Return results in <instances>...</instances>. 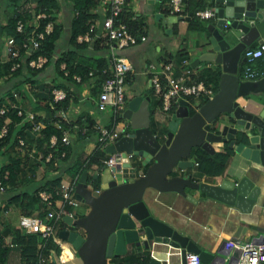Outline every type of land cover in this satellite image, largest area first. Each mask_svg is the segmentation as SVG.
Listing matches in <instances>:
<instances>
[{
	"label": "crops",
	"instance_id": "1",
	"mask_svg": "<svg viewBox=\"0 0 264 264\" xmlns=\"http://www.w3.org/2000/svg\"><path fill=\"white\" fill-rule=\"evenodd\" d=\"M39 1L40 0H0V62H4L5 58V40L6 37H8L5 33V25L8 19L14 14L15 10L18 9L19 11L21 10V12L22 10H25V12L28 13L25 23L29 26V30H33L37 25L38 18L43 14L39 8ZM202 1L206 6L214 4V0ZM124 7V9L133 13V18L139 22H142V18H144V23L142 22L141 24L142 28H140V31L135 32L136 34H140L138 32L144 34L145 38L143 40H138L132 45L120 48L116 47L113 43L109 44V42H106V39L104 38L105 36L101 31L100 21L102 12L97 0L95 4L87 5L86 8V12L90 16L89 24H92V30L89 32L87 39L78 41L74 38L75 43L79 44V46L73 47V45L68 46L67 37L70 21L76 14L74 0H44V9L46 12L53 15V20L49 22L51 24L55 23L59 25L60 35L56 40L57 49L60 51L66 50L67 48H71V50L74 49L72 52L73 62L87 64L89 66L88 70L91 69L93 72L90 75L87 74L88 76L81 82L79 81L80 83H68L65 87L67 93L69 92V97L67 98L68 102L66 107L61 109L65 112L68 120V123L66 124L69 139L67 157L57 159L56 163H53L48 167L40 166L44 169L36 171L35 175L27 177V180L15 175L13 179L6 182L5 188L2 191L7 189L10 193L8 196L0 200V236H3L6 239H11L15 230L20 231L17 225L18 216L22 213L19 207L20 200L14 197L8 201V198H10L12 194H17L24 190L27 192L33 190L37 181H39V178L43 176L45 178L59 177V180H72L70 178L71 171L73 170V167L71 166L73 164L72 162L77 161L79 157H81V154H90L93 151L95 147L94 130H92L91 127H88V129L86 128V132L81 134L74 128L81 126L86 127L85 116H88L91 123L98 122L102 125L113 124L115 127V121L117 120L115 118L116 116L119 118L118 114L113 116V113L110 110L111 114L108 115L109 120L107 122H101L99 116L96 114L94 115L93 110H91V107L97 110L95 108L97 93L95 95L92 94L90 89L91 87L98 86L99 82L94 74L95 68L93 66L95 63L104 62L105 64L101 65L100 68L109 70L110 48L116 54L126 57L130 63L131 69L127 73L125 82H129L135 74L138 75L142 81L138 90L133 89L132 87V93L124 91V105L122 110L126 107V102L130 98L140 95L148 96V111L149 109L151 112L154 110L161 111L157 109V97L153 93L148 92L151 88L148 83V76L145 69V65L148 62H153L155 65L158 63L159 65V62L169 60L172 63L171 67L173 75H177L182 69L180 66V60L181 58L186 57L188 59L187 66H189L190 69V77L191 74H194L206 66H217L220 69V65L212 60H200L193 65L190 64L193 58L211 46L208 40L210 32L207 30L206 24L208 22L214 23L215 17L207 19L199 18L206 22L205 30H202L201 28L197 29V27H188V15L186 13L182 15L180 19L171 22L169 27H166V25L161 22L160 18L155 19L153 14L159 12L162 16H168L169 14L162 10V8L168 9L167 0H125ZM156 28H158V41L150 38L153 36ZM85 31L78 34H83ZM257 42V38H254L245 46L254 45ZM80 43L84 44L80 45ZM148 46H151V49L153 50L152 53L153 56H155L154 60L148 58L141 59L140 54H137V51L140 50H146L147 52V50H149ZM199 46H202L203 49L198 48ZM102 51H105L107 55L105 56ZM178 52L181 54L179 58L175 56ZM241 57H243L242 49L239 52L234 73L239 77V80H256L245 79L242 76L241 68L245 63V60L241 59ZM250 66L255 70L264 69V56L253 60L250 63ZM45 69L46 72H42ZM34 70V68H29L28 66L23 65L18 73H11L9 70V73H3L0 75V86L2 84L5 85L2 89L0 98H2L3 103L10 100L23 112L30 111L34 113L35 116L44 118L52 113L51 111H47V92L50 86H58L55 84L58 80H62L56 77L55 70L50 63L41 70ZM75 74L79 75L78 73ZM162 77L163 76L160 74V79ZM145 86H147L146 90ZM12 91L17 93L16 97L10 96ZM199 97L200 96H185L182 98L187 101V105L194 112L198 107L197 102ZM235 100L244 110L256 113L259 110L261 103L264 102V96L260 90H257L255 92H250V94H245L243 98H236L235 96ZM83 101L89 105L83 106ZM176 101L178 102V100ZM176 106L177 105L174 104V109ZM48 109L50 108L48 107ZM170 113L171 112L163 113L165 117L164 119H166L167 122ZM225 116L226 119L221 120L220 122L227 123L228 126L236 127L231 146L227 145L228 139L210 142L213 150H222L223 144H226L229 148V156L224 168L220 172L217 174L201 172L197 168L198 164L194 153L192 152V148L195 145H190L186 154L178 155L176 157L177 159L188 161V164L181 167L174 163L168 172L162 174V177L164 179H170L174 176L184 177L194 183V185L185 182L180 183V190L172 188L158 190L147 185L143 187L140 196L148 214L165 222L172 230L180 233L183 236L180 238L181 240L185 242L190 241L199 249L211 254V257L206 258L207 262L205 264H235V254H233L231 250L222 255L216 254L219 241L227 240L230 236H235L239 242L253 240L255 237L264 238V166L260 165L259 162H254L242 156L234 149L237 142H242L244 146L248 145L249 140L246 132L248 131L249 134H254L257 132V129L253 123H249V127L243 128L240 124L234 122L233 117L228 119L226 113ZM109 121L110 123L107 124ZM220 122L219 124H216V122L213 123L211 129L218 132ZM21 124L22 120L17 122L16 126ZM116 128L118 127L116 126ZM24 131L28 134V137L35 136L31 130L25 128ZM165 131L166 124L158 125V139H161L162 141L164 140L162 134ZM119 132L122 135L126 130L120 129ZM9 157H12L11 148L9 149L7 144L0 146V164L6 161ZM139 159L143 161L142 157H139ZM152 161V158L149 159L146 161V165L151 164ZM90 165L91 163L88 165L87 169H85L86 174H88L91 179L95 176L98 178L97 188L99 192L102 172L99 173V171L101 170V167L96 168L98 172L93 175L90 174ZM143 169H138L137 174H142ZM245 173H248L252 186L255 185L259 190L247 210H241L240 207L232 202H225L208 195L197 185L203 182L217 184L223 179L236 181ZM85 179L86 176L84 181ZM75 184H77V181ZM79 201L84 202L81 200ZM88 206H84L83 213L77 215L83 216L87 211ZM68 209L70 210V208ZM35 210L36 209L34 208L31 212H34ZM135 224L138 225L137 222ZM62 228L70 230L73 226L72 224H65L62 220H58L55 224L56 236H58V229ZM137 234V239L126 240L124 242V249L122 252L110 256V259L115 264L121 262H127V264H146L149 257H154L160 264H182L177 247L160 239L155 240L152 237H146L143 230L138 231ZM57 238L59 239V243L56 244L59 246L60 250L58 253L59 255L56 254L55 256L56 259L54 260V264H81V261L83 263V259L77 254L75 248L72 247L70 243L66 242V240L61 237L59 238V236ZM62 244H65L68 249L67 256L64 258L60 256ZM5 247H7V251L3 257H0V264H24L20 252L16 251L15 254L10 249L13 246ZM33 263L34 262H31L30 264Z\"/></svg>",
	"mask_w": 264,
	"mask_h": 264
},
{
	"label": "water",
	"instance_id": "2",
	"mask_svg": "<svg viewBox=\"0 0 264 264\" xmlns=\"http://www.w3.org/2000/svg\"><path fill=\"white\" fill-rule=\"evenodd\" d=\"M214 4L215 21L206 24L210 32L208 40L211 46L193 58L190 64L193 65L200 60L218 63L222 72L219 75L217 91L190 115L187 101L179 98L176 108L170 113L166 131L162 134L164 140L161 143L148 128V96H133L119 113V117L128 118L130 129L108 144L106 150L116 149L131 155L137 153L143 158L141 162L145 166L142 174H137L135 165L123 157L124 166L120 171H117L118 165L110 167L116 169L113 175L105 168L102 170L99 187L105 189L104 194L85 188L83 183L85 169L78 175L76 197L88 202L90 209L86 216H78L72 212L62 215L61 220L65 224L82 225L86 230L85 235L82 236L76 230L63 228L58 229L57 235L75 248L83 259V264H115L113 261L105 263L104 255L111 256L122 252L124 242L137 239L140 230L144 231L146 237L160 239L177 247L181 263L185 250L196 251L200 258L199 264L207 262L206 258L211 257L209 252L199 249L190 241L181 240L183 236L180 233L148 214L140 196L143 187L147 185L158 190L166 188L180 190L179 185L184 182L194 185L184 177L164 179L162 174L168 172L174 163L181 167L188 164V161L176 157L186 154L190 145H197L212 152L211 141L228 139L227 145L231 146L235 126L220 122L218 132L211 129V125L217 121L216 116L221 112L225 111L228 119L233 117L234 122L243 128L249 127V123L255 125L256 133L246 132L249 144L244 146L242 142H237L234 149L242 156L264 166V102L256 113H252L240 107L235 100V96L247 91L260 90L264 96V75L250 81L239 80L234 73L240 50L254 38L258 41L264 40V0H214ZM153 17L160 18L161 22L169 27L171 22L182 16L179 14L162 16L161 13L155 12ZM227 26L241 30L238 40L232 46H229L228 41L218 31V28ZM151 158L153 160L151 164L146 165V161ZM129 164L131 166H128ZM197 185L206 194L225 202H232L241 210H247L259 192L255 185L252 186L248 173L236 181L223 179L217 184L203 182ZM230 246L227 240L219 241L216 254L222 255L230 250L235 254L236 250ZM146 264L160 263L154 257H149Z\"/></svg>",
	"mask_w": 264,
	"mask_h": 264
},
{
	"label": "built area",
	"instance_id": "3",
	"mask_svg": "<svg viewBox=\"0 0 264 264\" xmlns=\"http://www.w3.org/2000/svg\"><path fill=\"white\" fill-rule=\"evenodd\" d=\"M125 0H98L102 17L100 21L102 34L105 36L106 42L113 43L116 47H125L134 44L138 40L145 38L144 34H136L131 32L124 21L119 18L120 13L123 10ZM168 2V14L169 15H184L183 0H167ZM194 16L202 19L215 17V4L199 7L193 10ZM52 24L48 21L44 24L43 30L34 31L27 30L26 37L18 43H15L12 36L6 37L5 40V61H9L8 69L10 71L16 69L18 66L25 64L29 68H39L48 59V56L44 53H37L34 56L30 55L31 51L38 48L39 39L42 38L44 33L51 30ZM14 29L18 32L23 30V22L20 18H16L14 22ZM92 30V24H89L87 30L83 34H77L75 39L80 41L87 39L89 32ZM242 55L245 63L241 68L242 76L245 79H257L264 75V69L255 70L251 68L250 63L256 58L264 56V40L258 41L254 45H248L242 48ZM109 70L100 68V71L104 74V77L98 82V91L95 99V108L97 110H103L106 107H110L113 116L121 112L124 105V83L126 81L127 73L130 71V63L126 57L116 54L110 48L109 57ZM188 59L186 57L181 58L180 66L181 71L177 75H173L172 63L168 60L165 62H159V65H155L153 62H148L145 65V69L148 76L149 86L152 88L153 94L159 99L157 109L163 112H170L169 108L171 104L177 105L179 98L185 96L197 97L212 95V91L209 87L205 86L201 80H194L190 77V69ZM59 68L62 69V74L67 75V69L64 62L59 63ZM93 70H87V74H92ZM160 74L163 76V81L160 79ZM71 78L79 80V75L73 73ZM67 90L59 86H50L48 107L53 109V112L44 118L34 119V113L30 111L23 112L18 106L8 100L6 103L0 104V117L3 116V120L0 123V137H2L7 128V122L9 121L6 112L8 108H15V114L20 116L21 120L28 122L29 129L36 136L39 129L42 128L47 122L51 123L57 129H60V140L63 143H68V129L66 124L68 120L65 112L61 107H56L55 102L62 100L65 97ZM12 97H16L15 91L11 92ZM90 127L95 132V147L103 151L102 156H98L97 161L91 163L90 174H96L100 168L99 173L105 168L110 174H114L118 165L117 171H120L124 166L123 157L127 160L131 156V153H122L120 150L107 151L106 146L113 143L121 134L120 129L111 125H102L98 122H92ZM79 133L84 134L86 127H74ZM55 134H50L48 140L52 144L55 142ZM94 147V148H95ZM16 149L22 156L28 154L33 156H40V151L29 148L23 137L18 136L16 139ZM63 150L60 151L59 156H63ZM50 152H47L44 156V161L50 158ZM55 163V162H54ZM100 163V165H98ZM128 166H131L130 164ZM127 167V166H126ZM7 171L2 172L0 178V191L4 189L5 184L2 179L6 178ZM102 174V172H101ZM76 181L75 180H60L53 185L50 189L40 188L36 194L39 201V208L34 212L21 213L18 216L17 225L23 232H35L42 238H50L53 242L59 243V239L56 236L55 224L61 220V216L64 214H71L68 206H72L76 200H80L76 197ZM87 190H95L98 192V188L92 187L89 182L85 185ZM41 212V213H40ZM60 238V237H59ZM227 241L230 243V247L236 250L235 252V264H264V238H254L253 240H246L239 242L235 236H230ZM16 243L10 238H4L0 236V247L14 246ZM43 242L38 241L37 247L41 248ZM49 254H53L51 259H56L51 248L47 251ZM179 252V251H178ZM59 255V254H57ZM200 258L196 251L185 250L182 256V264H199ZM33 264H52L48 256L39 251L37 258ZM54 264V263H53Z\"/></svg>",
	"mask_w": 264,
	"mask_h": 264
},
{
	"label": "trees",
	"instance_id": "4",
	"mask_svg": "<svg viewBox=\"0 0 264 264\" xmlns=\"http://www.w3.org/2000/svg\"><path fill=\"white\" fill-rule=\"evenodd\" d=\"M97 0H74V6L76 9V14L72 17L69 25V31H68V37L67 42L68 46L73 45V47L79 46V44H76L74 41L75 35L83 32L87 29L88 24L90 23V16L86 12L87 5L95 4ZM165 1V0H164ZM206 6L202 0H183V10L188 15V21L187 25L190 28L197 27L201 28L202 30H205V21L200 20L193 14V10L199 7ZM39 8L40 11H42V15L38 18L37 25L33 29L36 31H42L43 26L46 22L53 20V15L49 12H46L44 9V0L39 1ZM125 7L123 6V9ZM129 8V7H128ZM164 12L168 13V9L162 8ZM28 13L25 12V10L19 11L18 9L15 10L14 14L8 19L6 25H5V33L7 36H12L15 43H18L23 38L26 37V32L29 29V26L25 23L26 17ZM133 13L129 12V10L124 9L120 15L119 18L125 22L128 29L135 33L136 31H140V28H142L141 24L142 22H139L135 18H133ZM132 16V17H131ZM16 18H20L23 22V30L21 32H18L14 29V22ZM145 33V31L143 30ZM141 34V32H138ZM60 35L59 25L52 23V28L49 32L44 33L42 38L39 39L38 48L31 51L32 56H34L37 53H44L48 56L47 61L39 68H34V71L43 69L47 64H52L53 69L55 70V75L57 78L61 79L62 81H57L55 85L66 87L67 84H78L82 80H84L87 75V70L89 66L87 64H80L73 62L72 59V52L71 48H67L66 50L60 51L57 49L56 46V40L58 39ZM84 43H80V45H83ZM181 54L178 52L177 55H175L177 58H179ZM64 62L65 68L67 69V75L62 74V69L59 68V63ZM104 62H98L94 64V74L96 75V79L101 80L104 77V74L100 71V66L104 65ZM25 65L22 64L18 66L16 69L12 70L11 73H18L21 69V67ZM9 61L0 62V75L3 73H9ZM78 73L79 74V80L76 82L73 78H71V74ZM221 71L219 67L217 66H206L199 71L195 72L194 74H191L192 79L194 80H201L203 84L207 87H209L212 91V94L215 93L218 89L217 82L219 79ZM80 81V82H79ZM161 81H163V77L161 78ZM98 91V86L91 87L90 92L92 94H96ZM149 93H153L152 88L148 90ZM148 93V94H149ZM11 96V94H10ZM69 92L65 94V97L55 102L56 107L65 108L68 102ZM189 98V97H188ZM47 99H49V90L47 92ZM207 99V96H200L199 100L197 102L198 105L202 104ZM159 104V99L156 100ZM2 98H0V104H2ZM157 104V105H158ZM174 110V104L170 105L169 111L172 112ZM47 111L53 112V109H48L47 105ZM46 111V112H47ZM193 110L188 106V114H192ZM6 115L9 118V121L7 122V128L5 134L0 137V146L2 145H8L9 149L11 148L12 151V157L7 158L6 161H4L2 164H0V178L2 175V172L4 170L7 171L6 178L2 179V182L6 184V182L10 181L15 177V175H18V177H22L23 179L27 180V177H32L35 175L36 171L41 168L40 166L48 167L49 165L56 163L57 159L59 158H65L68 154L69 149V141L68 143H63L60 140V129H57L52 125L51 123H46L42 128L39 129L38 133L34 137H28L27 133L24 131L26 128L29 129V124L26 121H22V124L19 126H16V123L21 120L20 116L15 114V108L11 107L8 108ZM49 115V114H48ZM149 115V128L154 129V123L152 119H150L151 111H148ZM86 118V128L90 127L91 120L88 118V116H85ZM40 117H37L34 115V119L37 120ZM117 119V116L116 118ZM3 120V116L0 117V123ZM161 132V130H160ZM50 134H55L56 139L55 142L50 144L49 143V136ZM23 137L29 148L33 147L34 149H38L40 151V156L36 157L35 152H33V156H29L28 154L20 155L18 150L16 149V139L17 137ZM63 150L64 154L63 156H59L60 151ZM228 146L223 144L222 150H213L212 152H208L201 148L200 146L195 145L192 148V152L194 153L196 162H197V168L204 173L209 174H217L220 172L227 161L228 158ZM47 152H50V158L47 161H44V156ZM103 151L95 147L93 151L90 154H81V157L77 161H73L72 167L73 170L71 171L70 178L77 181V177L80 174V172L83 169H87L88 165L94 161H97L98 156H102ZM100 165V163H98ZM43 175V174H42ZM88 181L92 184V187L97 188L98 181L97 177L95 176L93 179L86 174L85 181ZM59 177L54 178H45L40 177L39 181H37V184L33 190L30 191H21L17 194H12L10 198H8V201L11 198L16 197V199L20 200L19 207L22 213H30L34 208H39V201L37 197V190L40 188L43 189H50L53 185L58 183ZM5 188V186H4ZM71 206H68L70 208ZM41 213V212H40ZM11 240L16 243V245L19 247L20 255L24 259L25 264H30L31 262H34L37 258L38 252L41 251L45 253L50 262L53 264L54 260L51 259V256L53 254H49L47 251L49 248H51L54 252V254L59 253V246L53 242L50 238H42L39 236L38 233L35 232H23L22 230L18 231L15 230L14 234L11 237ZM41 241L43 242V246L41 248L37 247V242ZM7 247L3 246L0 247V257H3L6 254ZM110 256L104 255L105 263L111 262ZM1 259V258H0ZM28 259H30L28 261ZM81 264L82 261H81Z\"/></svg>",
	"mask_w": 264,
	"mask_h": 264
},
{
	"label": "rangeland",
	"instance_id": "5",
	"mask_svg": "<svg viewBox=\"0 0 264 264\" xmlns=\"http://www.w3.org/2000/svg\"><path fill=\"white\" fill-rule=\"evenodd\" d=\"M142 22L144 23V18H142ZM218 30L222 34V36L228 41V43H229L230 46H232L238 40V37H239V35L241 33V30L240 29H238L236 27H232V26H227V27H223V28L221 27V28H218ZM197 31H199V30H197ZM150 38L156 39V41H158V28H156L154 30V34ZM148 47H149V50H147V52H146V50H140V51H137V54H140L141 59L148 58V59L154 60L155 59V56H153V53H152L153 50L151 49V46H148ZM198 48L203 49L202 46H199ZM198 48H196V49H198ZM102 52H103V54L105 56L107 55L105 51H102ZM42 72H46V69L44 71H42ZM238 79H239V77H238ZM140 83H142L141 79L139 78L138 75L135 74L129 82H125L124 83V91L125 92L127 91L129 93H132L131 92L132 91V87H133V89H137L138 90L139 87H140ZM4 86H5L4 84H2L0 86V95L2 93V89L4 88ZM146 87L147 86H145V90L147 89ZM134 91H136V90H134ZM250 92H252V91H247L244 94H238L236 96V98H239V97H242L243 98V96L245 94H250ZM82 105L83 106H86V105H89V104H86L83 101L82 102ZM148 108H150V107H148ZM91 110H93L94 115L96 114V115L99 116V119L101 120V122H107L109 120L108 119V115H110L111 114V111H112L110 107H106L103 110H95L93 107H91ZM163 113L164 112L158 111V110H154L153 112H151L150 119H152V121L154 123V129H151V128L148 127L150 133L153 136H155L156 139H157V141L159 140L160 143L162 142V140L161 139H158V125L167 124L166 119H164L165 117H164V114ZM225 113L226 112L223 111V112H221L220 114H218L216 116V118H217L216 124H219V122L221 120H225L226 119ZM109 123H110V121L107 124H109ZM116 126L118 128H120L121 130L130 129L129 123H128V118L122 117V116L119 117V118H117V120L115 121V127ZM128 161H129V163L135 165V167L137 169L136 172H138V169H143L144 168L141 160L139 159V155L137 153H132V155L128 158ZM97 181H98V178H97ZM83 183L86 184V185L89 184V182L87 180H86V182L84 181ZM104 191H105V189L99 187V194L104 193ZM9 193L10 192L7 189L4 190V191L1 190L0 191V200L3 199V198H5L6 196H8ZM86 205L88 206L89 203L86 202V201L80 202V201L76 200L73 203V205L70 207V210H71V212H74V213H76L78 215H81L83 213V211H84V206H86ZM89 206L87 208V211L83 214V216H86L87 215V213H88V211L90 209ZM72 226H73L72 230H76L82 236L85 235V231L86 230H85V228L82 225H75V224H73ZM10 249L15 254H16V251L17 252H20L19 247L17 245L11 247ZM66 254H67V251H64L63 255L65 256ZM22 260H24V259L22 258ZM29 260L30 259H28V261ZM56 264H63V263H56Z\"/></svg>",
	"mask_w": 264,
	"mask_h": 264
},
{
	"label": "bare ground",
	"instance_id": "6",
	"mask_svg": "<svg viewBox=\"0 0 264 264\" xmlns=\"http://www.w3.org/2000/svg\"><path fill=\"white\" fill-rule=\"evenodd\" d=\"M64 251H67V253H68L67 246L65 244H62V250H61L60 256L63 258L67 256V255H65V256L63 255Z\"/></svg>",
	"mask_w": 264,
	"mask_h": 264
}]
</instances>
